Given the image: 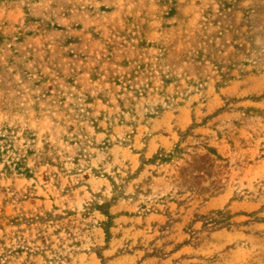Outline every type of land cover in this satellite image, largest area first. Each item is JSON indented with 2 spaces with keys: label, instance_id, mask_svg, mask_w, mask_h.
<instances>
[{
  "label": "rangeland",
  "instance_id": "1",
  "mask_svg": "<svg viewBox=\"0 0 264 264\" xmlns=\"http://www.w3.org/2000/svg\"><path fill=\"white\" fill-rule=\"evenodd\" d=\"M0 264H264V0H0Z\"/></svg>",
  "mask_w": 264,
  "mask_h": 264
}]
</instances>
